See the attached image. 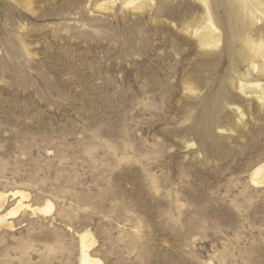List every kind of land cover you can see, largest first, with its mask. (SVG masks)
Instances as JSON below:
<instances>
[{"label": "rangeland", "instance_id": "obj_1", "mask_svg": "<svg viewBox=\"0 0 264 264\" xmlns=\"http://www.w3.org/2000/svg\"><path fill=\"white\" fill-rule=\"evenodd\" d=\"M254 43L264 0H0V264H264Z\"/></svg>", "mask_w": 264, "mask_h": 264}, {"label": "bare ground", "instance_id": "obj_2", "mask_svg": "<svg viewBox=\"0 0 264 264\" xmlns=\"http://www.w3.org/2000/svg\"><path fill=\"white\" fill-rule=\"evenodd\" d=\"M204 1L206 2L207 0ZM199 39L202 42V44H207V45L212 43L217 44V42L220 41L217 28L214 27V23L212 21H211V28L204 30L200 34ZM253 46L256 56L260 57V61H261L258 69L261 73L264 74V45L254 43ZM254 67L255 68L258 67L256 63L254 64ZM258 84L259 83L256 82L251 84V87L248 86L247 92L250 88L251 91L249 90V93L256 95L262 101L264 100V91L263 93L257 91L256 85ZM251 178H252V182L257 186H264V165L262 166L260 165L256 170H254V174L252 175ZM12 193L14 195V198L20 197V199L17 202L16 206L11 208L10 210L6 209L4 211L3 209L7 204L8 197L7 194H3V193L0 194V230L1 228L13 227V221H10L9 219L17 216L22 207L23 209L25 208L24 206L30 207V204L24 205V200L30 197V194L28 192H26L25 190H15ZM50 203H47V205L45 204L44 207L41 208L39 207V209L45 213L51 212L53 210V204ZM94 244H96V241L89 231H86L81 235V245H82L81 264H104V262L100 258L93 256L92 253L90 252Z\"/></svg>", "mask_w": 264, "mask_h": 264}]
</instances>
